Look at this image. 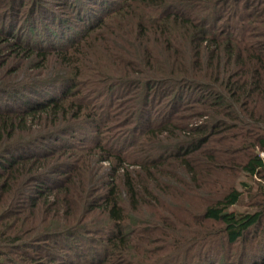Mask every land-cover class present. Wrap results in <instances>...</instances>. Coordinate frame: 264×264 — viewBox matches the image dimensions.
I'll return each mask as SVG.
<instances>
[{
    "label": "trees",
    "instance_id": "trees-1",
    "mask_svg": "<svg viewBox=\"0 0 264 264\" xmlns=\"http://www.w3.org/2000/svg\"><path fill=\"white\" fill-rule=\"evenodd\" d=\"M0 1V73L14 60L21 75L27 65L68 71L58 87L33 79L2 88L0 264H264V189L207 179L203 168L226 159L207 146L239 145L236 172L264 178V0H119L60 36L42 15L22 21L24 0ZM136 7H158L160 24L124 23ZM117 38L148 65L131 78L136 127L119 146L96 139L107 118L77 101L69 70ZM152 98L170 101L159 117H148ZM84 117L95 138L86 146L77 139ZM244 195L251 209L229 211Z\"/></svg>",
    "mask_w": 264,
    "mask_h": 264
},
{
    "label": "rangeland",
    "instance_id": "rangeland-1",
    "mask_svg": "<svg viewBox=\"0 0 264 264\" xmlns=\"http://www.w3.org/2000/svg\"><path fill=\"white\" fill-rule=\"evenodd\" d=\"M74 0H24V5L18 6L15 10H18L23 13L22 21L24 18L32 17L35 23L41 22L38 16L42 15V23L48 24L52 29L56 30L55 33L57 35H62L66 32L69 26L71 32L77 31L78 27H82L86 29L87 26L86 17L91 16L94 12H98L102 10V6L110 5V3H119V0H75L74 6H71L70 3ZM2 2V1H0ZM15 5L21 4V1H14ZM177 10H181V6L174 4ZM43 8V9H41ZM41 9V10H40ZM21 14V13H20ZM19 14V15H20ZM131 14L132 18L128 17L124 23L132 22L136 19L134 15H140L143 18L147 17H154L155 24H160L161 20H159V8L155 7L153 9L141 8L136 7L129 13ZM21 16V15H20ZM157 18V19H156ZM133 19V20H132ZM15 25L19 26L20 23H16ZM59 24V25H58ZM38 26V25H37ZM83 29V30H84ZM83 30H79V35L83 33ZM60 31H63L62 33ZM70 32V33H71ZM69 33V32H68ZM121 38H117L115 40H106L101 44L103 50L107 51L105 54L99 53L98 49L92 55L91 61L84 60L83 63H72L70 65V71L73 70L78 76L79 87L75 93L77 101L82 106H88L89 109L95 110L98 112L99 118L105 119L104 123H102V127L100 128V134L97 133L98 137L96 139H101L104 143L105 141H113V145L119 146V143L122 140V134H126V131L129 130L130 127H134V116L135 115V106L137 103V96H135V88L136 86L132 84L131 78H134V73H137V70L140 69H147V58L145 56H139L140 50L134 45L131 39L124 44L118 42ZM151 41L157 40L155 37H151ZM161 57V56H160ZM4 59V53L0 51V61L2 62ZM78 58L73 57L72 60H76ZM158 60L161 61L160 58ZM12 65L7 64L3 67L2 72L0 73V95L2 94V88L4 86H14L19 82H26V80L33 81L37 80V82L49 81L53 84L52 86L58 87V84L62 83L65 79V75H67L68 71L63 67H60L56 64L50 65L47 69H34L33 67L26 66L24 68L23 74L21 75V71H15L16 67L18 68L19 60H14ZM140 65V67H139ZM78 67V69L74 70V68ZM164 65L162 64L160 69L157 71L163 70ZM14 69V71H13ZM20 70V68H18ZM9 70H12L11 73H8ZM68 76V75H67ZM135 82V81H133ZM111 96L110 103H116L117 107L113 109L111 106H108V100ZM1 101L8 102L9 98L7 94H2L0 97ZM170 104L169 99H151L149 104L146 107V111L148 112V117H159L161 114L162 109H167L168 105ZM187 114V113H186ZM133 116V117H132ZM147 117V118H148ZM152 117V118H153ZM199 123L205 122V119H199ZM84 128V133L81 132L80 137L77 135V139L84 144V146L88 145L90 142L93 141L94 136L89 131L91 121L84 117L82 121H80ZM85 122L87 124L85 125ZM193 123L196 121H192ZM189 121L187 119H180L178 120V124H188ZM79 127V126H78ZM136 127V126H135ZM135 127L129 132H133ZM233 134V130L230 131ZM64 137V135H63ZM69 138V135H66V139ZM124 138V137H123ZM76 138L73 139V142L77 140ZM92 139V140H91ZM71 140V139H69ZM106 147L107 144H105ZM239 145L237 146H228L225 145H215V143L208 148H205V154L210 156H216L215 154L220 151L219 156L225 157V161H221L218 159V162H214L204 168L205 170V178L210 180H216L219 178H223L224 182L226 183L229 181L230 183H234L240 187H243V184H247V186L256 185L262 186L264 189V178H251L246 177L237 171V159L240 158L245 150L241 149ZM209 149V150H208ZM219 149V150H217ZM136 149H131L129 152H134ZM240 150V152H238ZM244 151V152H243ZM201 156V153L199 157ZM209 158L201 157L200 161L203 163L204 161H208ZM101 168H106L108 163H102L97 165ZM214 167V168H212ZM219 167H222L219 169ZM97 172H99L98 168ZM221 175H218L220 174ZM98 176L99 173H98ZM182 180V179H181ZM202 180V179H201ZM184 181V180H182ZM189 181V180H186ZM190 183H186L188 186L195 187L196 184L193 181H189ZM197 187V186H196ZM182 190H179V193ZM200 195V193H198ZM201 197H205L201 195ZM171 200V199H170ZM253 201L250 200L249 195H244V199L240 206H235L229 209V211H233L237 214H244L245 212L249 211L250 204ZM147 215V214H146ZM147 216H144L145 218ZM60 259L65 258L63 256L59 257ZM41 260V259H40ZM38 260V261H40Z\"/></svg>",
    "mask_w": 264,
    "mask_h": 264
},
{
    "label": "built area",
    "instance_id": "built-area-1",
    "mask_svg": "<svg viewBox=\"0 0 264 264\" xmlns=\"http://www.w3.org/2000/svg\"><path fill=\"white\" fill-rule=\"evenodd\" d=\"M262 158L264 159V153L261 154Z\"/></svg>",
    "mask_w": 264,
    "mask_h": 264
}]
</instances>
